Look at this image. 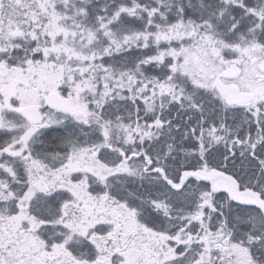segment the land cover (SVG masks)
Here are the masks:
<instances>
[{
    "label": "snow or ice",
    "instance_id": "snow-or-ice-1",
    "mask_svg": "<svg viewBox=\"0 0 264 264\" xmlns=\"http://www.w3.org/2000/svg\"><path fill=\"white\" fill-rule=\"evenodd\" d=\"M0 264H264V0H0Z\"/></svg>",
    "mask_w": 264,
    "mask_h": 264
}]
</instances>
